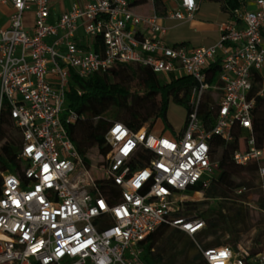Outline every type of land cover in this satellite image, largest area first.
Returning <instances> with one entry per match:
<instances>
[{"label": "built area", "instance_id": "1", "mask_svg": "<svg viewBox=\"0 0 264 264\" xmlns=\"http://www.w3.org/2000/svg\"><path fill=\"white\" fill-rule=\"evenodd\" d=\"M64 1L0 0L10 9L0 27V108L22 140L18 169L0 172V264H145L142 241L161 225L194 239L207 264H264V253L249 257L240 244L204 248L195 240L204 220L176 215L185 194L204 192L218 172L213 136L232 142L236 127L247 133L233 159L255 162L264 188V148L252 133L255 98L264 94V0H246L236 21L218 24L214 44L195 47L167 43L162 21L192 20L197 0H178L165 15L155 0H144L151 13L129 0ZM218 59L211 82L208 68ZM120 64L148 67L167 82L191 77L189 121L172 134L149 131L147 122L137 130L112 122L108 151L93 163L65 127L85 118L65 105L66 93L73 75ZM206 91L214 94L209 125L197 116Z\"/></svg>", "mask_w": 264, "mask_h": 264}, {"label": "trees", "instance_id": "2", "mask_svg": "<svg viewBox=\"0 0 264 264\" xmlns=\"http://www.w3.org/2000/svg\"><path fill=\"white\" fill-rule=\"evenodd\" d=\"M129 3L135 8L145 3V1L129 0ZM245 5L246 0H224V3H221V9L228 13L227 21H236L239 15L238 11H243ZM164 9L165 6L162 0H155L156 12L162 13ZM176 44L187 45L185 41L174 43V45ZM93 49L98 50L97 42H94ZM219 68V59L209 66V81L213 82L217 79ZM130 70H132L130 65L120 64L106 73L91 74L86 78H78L73 75L70 89L66 93L65 105L72 108L76 113L83 114L85 118L75 123L68 122L65 127L76 149L82 156L86 157L93 147H96L98 154H105L108 151L104 135L110 124L115 121L122 122L134 130L139 129L147 122L148 130L153 131L154 124L159 119L163 124V128L159 131L160 134L165 132L172 134L174 131L166 119L169 100L172 95L176 96L181 90L183 96L188 97L193 85L192 78L186 76L167 82L145 66L135 65L132 72ZM132 80L137 89H130ZM258 88L259 85H254V91ZM77 90H81V93L79 94ZM213 97L212 91L204 92L197 107V116L207 125L212 122L213 112L207 105L213 100ZM246 133L245 129L236 127L234 129L235 139L229 143L223 142L217 136L212 138V158L218 163V172L210 185L204 190V196L207 199L218 201V211L213 214L204 213L199 215L192 214L189 211L176 212L177 216L198 217L204 220V227L197 233L201 235L198 242L204 248L230 245L236 249L235 243L238 236L236 235L235 226L239 224L244 214L241 208L232 207L233 214L228 218L223 209L226 207L224 201L231 199L230 196L245 197L246 192L236 194L235 190L250 184L245 174H253L257 171L255 162L242 165L236 163L233 159L234 151L244 147L243 142H239V138ZM252 133L256 146L264 148V94L255 98ZM21 143V134L18 127L14 125L9 116L8 108L2 106L0 108V172L18 169L17 157ZM198 189L199 187H194L191 191ZM231 224L234 227L233 229L230 228ZM169 230V226L161 225L142 241L144 248L142 257L145 264L165 263L163 258L156 253L155 248L158 240L166 232L172 234L170 237L173 235L176 237V234ZM225 232H228V237L225 239L220 238L221 234ZM181 234L184 233L181 232L177 235ZM209 235L216 236V239L213 242L206 243V237ZM247 251L249 257L261 253L256 249ZM188 262L189 264H207L199 254L192 255V259Z\"/></svg>", "mask_w": 264, "mask_h": 264}, {"label": "rangeland", "instance_id": "3", "mask_svg": "<svg viewBox=\"0 0 264 264\" xmlns=\"http://www.w3.org/2000/svg\"><path fill=\"white\" fill-rule=\"evenodd\" d=\"M221 1L217 0H200L198 2V10L194 16L196 20H203L206 24L210 25L212 32H204L197 30L192 26L188 29L186 22L181 27L172 26L175 20L168 19L165 25L169 27V44L182 42L181 40H190L191 44L199 43L208 45L211 44L213 38L217 36L216 27L222 20H226L228 13L221 10ZM247 8H253V5L248 2ZM172 26V27H171ZM195 28V30H194ZM210 30V31H211ZM193 42V43H192ZM214 44V43H213ZM190 46V45H189ZM134 69V64H129ZM130 70V72H132ZM163 79V74H158ZM189 83V82H188ZM130 89H137L132 80L130 82ZM182 90L177 95H172L166 112V119L174 130L181 131L187 125L189 121V100H191L193 91L190 89L188 97H184ZM62 115V114H61ZM154 128L162 129L163 124L161 120H157L154 124ZM153 128V129H154ZM88 157L93 159V163H96L100 157L97 153L96 147H93L87 154ZM249 180V185L246 187L245 197L230 196L232 197L225 202V208L223 212L229 218L233 208H241L244 216L239 221V224L235 226L238 236L236 245L240 244L245 249L258 250L264 253V188H261L258 184L256 172L253 174H245ZM219 209L218 201L207 199L204 196V192L200 193H188L185 194L184 200L180 204V212L189 211L192 214H213ZM230 228L234 227L232 224ZM170 231V230H169ZM170 232H166L157 242L155 251L163 258L164 264H189L188 260L192 259V255L199 254L198 249L195 246L194 239L186 234L177 235L176 238L170 237ZM228 232L221 234L220 238H227ZM176 238V239H175ZM200 233L195 235V240H200ZM206 243L213 242L216 236L209 235L206 237ZM182 246L184 249L182 250ZM175 259H174V258ZM176 262H175V261ZM154 264V263H151Z\"/></svg>", "mask_w": 264, "mask_h": 264}, {"label": "crops", "instance_id": "4", "mask_svg": "<svg viewBox=\"0 0 264 264\" xmlns=\"http://www.w3.org/2000/svg\"><path fill=\"white\" fill-rule=\"evenodd\" d=\"M198 2H200V0H197V3ZM222 3H224V0H222L221 1ZM162 3L164 4V6H165V9L162 11V13H159L158 12V14H160V15H165L166 13H167V11L168 10H170V9H172V8H177V4H178V0H162ZM64 4L65 5H68V1L66 0V1H64ZM220 7H221V5H220ZM137 12H139V13H151L152 12V6H151V4L150 3H143L142 5H139V6H136L135 8H134ZM198 10V9H197ZM196 10V11H197ZM222 10V9H221ZM9 13H10V9L8 8V7H4V6H1L0 7V27H5V26H7L8 25V22H9V18H8V15H9ZM31 17H32V14H31V12H27L26 13V15H25V19H26V23L27 24H30L31 23ZM227 19H228V17H227ZM227 19L226 20H224V21H227ZM168 20V18H164L163 19V24L165 25V22ZM170 20H172V19H170ZM223 21V20H222ZM221 21V22H222ZM184 23L185 22H181V21H176L175 20V23H173L172 24V26H177V27H179V26H183L184 25ZM220 23V22H219ZM186 24H187V26H188V29L192 26V28L193 27H196L197 28V30H199V31H204V32H212L213 30H214V28H213V30H211L212 28H210V25H208V24H206V22H204L203 20H196L195 19V16H194V18L192 19V20H190V21H186ZM167 28H168V31H167V34L165 35V37H164V40L168 43L169 42V27L170 26H168V25H165ZM171 26V27H172ZM194 30H195V28H194ZM211 30V31H210ZM216 32H217V36L215 37V38H213V40L212 41H214V42H211V44H213V43H215L218 39H219V35H220V33H219V30H218V25H217V27H216ZM181 41H185L186 43H187V45H190V46H192V47H195V46H208V45H211V44H208V45H204V44H199V43H193V44H191V42H190V40H181ZM161 129H158V128H154L153 129V131L154 132H158L159 133V131H160ZM170 228V230L174 233V234H179V233H181L182 231L181 230H179L178 228H175V227H169ZM182 233H184V232H182ZM185 234V233H184Z\"/></svg>", "mask_w": 264, "mask_h": 264}]
</instances>
